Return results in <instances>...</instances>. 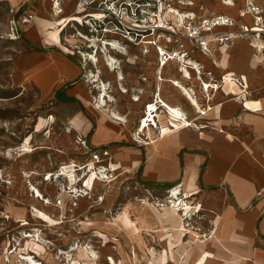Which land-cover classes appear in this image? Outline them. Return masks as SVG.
Instances as JSON below:
<instances>
[{
	"label": "rangeland",
	"instance_id": "obj_1",
	"mask_svg": "<svg viewBox=\"0 0 264 264\" xmlns=\"http://www.w3.org/2000/svg\"><path fill=\"white\" fill-rule=\"evenodd\" d=\"M47 1L51 11L48 18L53 23V28L48 30L46 39L50 31L56 32L63 51L77 56L87 69L80 78L87 93V98L81 96L86 106L89 107V103L99 97V91L94 86L96 84L89 82L87 76L91 74L98 76L101 70L100 79L109 85L111 89L109 93L115 100L110 104L111 109L126 117L129 123L118 138L92 148L87 139L73 132L67 119H58L59 108L54 107L51 101L41 102L40 93L35 86L32 83L25 84V79L34 78L43 82V77L36 68L28 70L30 72L26 76L18 69L17 59L26 51L23 48L25 43L24 40L14 41L8 37L11 14L8 8L2 9L0 13V264H32L24 259L27 256L32 257L38 264H165L171 256L170 260L173 264H177V260H186L192 253H201L195 264H202L209 253L202 252L204 241L199 238L193 223L203 222L201 214L204 211L203 207L191 203V197L186 198L193 207L191 220L187 223L186 231L181 233L173 231L174 222L169 221L162 214L171 210L169 206L172 204L168 192L178 184L160 187L144 186L138 179L133 178L125 167H122L116 159V154L120 152V146L126 145L142 149L146 155L147 148L153 145L148 135H140L141 139H137L139 124L140 122L142 124L146 113L145 106L156 98L153 96L156 95L158 78L161 75L164 79L170 77L180 79L181 76L178 65L173 63H170L160 74L154 56L157 46L152 45L153 41L164 50L186 55L188 60L199 65L201 72L191 71L195 84L186 83L197 93L202 107L207 108L209 105L214 108L220 103L225 106L222 113L217 115H207L208 113L201 115L200 111L197 112L198 120L194 122V127L197 126L202 131L203 138L205 135L211 136L212 131L221 134L224 133L222 129H227L230 133L229 140L238 144L237 149L242 147L238 157L251 158L250 153L256 151L260 154V148H254L250 143V137L256 133L253 123L249 122L251 111L248 112L244 106L245 102L236 95L235 85L229 87V92L225 90L226 74L237 73L244 77L246 72L245 70L242 73L226 64L235 63L239 58V51L233 47L225 58L212 43L210 53H203L195 41L189 39L188 32L184 28L190 22L185 17H194L190 14L196 16L192 21L193 24H199L201 20L219 14L235 16L242 10L243 0L236 4L229 1L233 5H228L229 2L226 4L223 0H156L152 5V11H155L156 23L162 24L163 28L155 36L137 33L139 29L130 24L116 29L104 17L103 32L98 28L102 24L100 22H94L93 26L96 30L92 29L91 32L85 25L83 17L76 13L78 0L65 2L60 0L58 8H54L52 0ZM69 7L71 8L68 9ZM72 8L75 9L72 10L73 12L70 11ZM59 10L61 12L57 13ZM171 10L174 11L172 15ZM182 14L184 15L181 16ZM181 18L185 20L183 26L178 24ZM236 19L242 20L240 15ZM248 19L251 21L250 18ZM239 25L243 26L242 23ZM129 28L135 31H128ZM234 31H239V27ZM78 32L87 35L88 38L83 39ZM218 32L219 35H223L221 29ZM240 38L244 48L246 45L251 48V64H255L254 67L252 65L253 81L260 82L259 77L256 76H264V57L258 59L255 56L260 54L252 50L254 37ZM115 42L122 47L121 50L118 48V51H123L125 54L113 49L111 43ZM216 43L223 46L230 41ZM106 51L119 61L121 72L125 77L122 85L117 81V73L109 70L105 65ZM237 64L238 61L235 65ZM59 69L53 70L56 75L61 73L62 69ZM202 82L211 85L209 92H206V88L205 92H202L200 86L198 87L197 83ZM233 83L236 81L234 80ZM123 87L128 90L126 94L121 92ZM162 90L172 104L187 105L181 100V96L172 92L170 86L164 85ZM232 90H235V93ZM136 95L141 98L139 101L141 107L132 105L131 99ZM252 98L264 102V85L254 88ZM63 102L70 103L68 98ZM92 111L96 116L97 113L93 109ZM252 113L256 114V112ZM160 115L165 118L163 111ZM255 116H262V113L257 112ZM202 117L205 118L201 119ZM96 118L99 121L98 115ZM39 126H41L40 133L37 132ZM126 132L131 136V139L127 137L128 141L123 137ZM157 133L160 131L157 130ZM146 142L150 143L147 145ZM159 143L154 144L152 148L156 149ZM24 146L30 148L24 151ZM209 146L212 148L213 143H209ZM185 151L195 157L203 154L205 162L203 167L211 158L210 154L198 148L185 149ZM96 156L98 158H95ZM91 175L96 180L88 191L86 184ZM105 177H110L112 180L106 183L107 190H103V184L100 183V179ZM26 187L32 191L36 187L41 196L38 198L35 190L34 199L31 196L32 192L31 194L25 192ZM215 188L229 189V186L224 183ZM259 198L260 195L254 198L252 206ZM58 207H61V212L58 211ZM186 234L193 236L194 242L186 240L183 244Z\"/></svg>",
	"mask_w": 264,
	"mask_h": 264
},
{
	"label": "crops",
	"instance_id": "obj_2",
	"mask_svg": "<svg viewBox=\"0 0 264 264\" xmlns=\"http://www.w3.org/2000/svg\"><path fill=\"white\" fill-rule=\"evenodd\" d=\"M231 1L235 4L240 2V0ZM258 3L264 7V0H259ZM244 4L245 0L241 8ZM48 5L47 0H0V13L3 8H8V10L27 11L36 15L35 20L25 27L20 39L24 40L23 48L26 51L18 57L17 67L25 76L30 72L28 70L38 69L43 82L29 78L25 79V84L32 83L35 86L40 93L41 102L51 101L54 107L59 108L58 119H67L73 132L87 139L92 148L102 146L118 138V135L122 133H115L103 122L98 121L92 109L82 100L81 96L86 97L87 93L80 78L87 69L81 60L63 51L56 32L50 31L48 40L46 39L48 30L53 28V23L48 18L51 12ZM72 10L73 8L70 11ZM236 14L237 18L239 11ZM248 20L244 18L239 22L251 28L252 21ZM235 41H241V38L232 39L229 50L235 47L237 51L240 44L238 42L236 44ZM253 42L252 50L260 54L255 56L258 59L264 57V37H254ZM59 68L62 71L56 75L54 71ZM252 68L249 65V68L245 69L244 77L237 73L226 74L232 75L233 78H240L247 86L248 94H244L237 83L233 84L236 95L245 102L244 106L247 101L255 100L252 98L254 88L264 85V76H256L259 77L260 82L253 81ZM66 98L70 103L63 102ZM224 107L220 103L207 115L222 113ZM260 107L256 114L260 112L262 116H255L256 114L248 111L251 113L249 122L253 123L256 129V133L250 137V143L254 148H260V154L250 153L251 158L238 157L242 147L237 149L238 144L229 140L230 134L227 129H222L224 133L221 134L212 131L213 134L205 135L198 145L184 142L181 135H169L170 137L162 140L156 149L152 148L153 145L148 147L146 155L142 149L126 145L120 146V152L116 154V159L122 167H125L131 176L138 179L144 186H173L187 179L184 186L185 196L191 197V203L200 204L204 208L201 213L203 222L193 223L195 231L204 241L202 252L209 253L202 264H264V102L260 103ZM123 137L126 141H128L127 137L131 139L127 132ZM209 143H213L212 148ZM191 148H198L211 155L205 167H203L205 163L203 154L195 157L185 151ZM224 183L229 186V189L215 188ZM257 195H260V198L252 206ZM221 217L222 222H218ZM228 217L230 220L227 219ZM227 224H229L228 227H226ZM186 240L194 242V237L186 234L183 244ZM200 256L201 253H192L186 260L176 262L177 264H195ZM170 259L171 256L166 264H173Z\"/></svg>",
	"mask_w": 264,
	"mask_h": 264
},
{
	"label": "bare ground",
	"instance_id": "obj_3",
	"mask_svg": "<svg viewBox=\"0 0 264 264\" xmlns=\"http://www.w3.org/2000/svg\"><path fill=\"white\" fill-rule=\"evenodd\" d=\"M228 5H233V3L229 2ZM70 8L71 7H69V9ZM73 10H75V9H73ZM172 12H174V11H172ZM184 14H182L181 16H183ZM190 15L192 17V14H190ZM184 21H183V19L179 20V22H178L179 26H183L182 23H184ZM221 29L223 31L226 30L225 28H221ZM226 32H228V31H226ZM235 37H238V36L233 34L232 39H234ZM210 40L214 44L213 47L215 46L216 48H218L220 53L225 58H227L228 55H229V48L231 47L230 44L227 43L224 46H219L217 43H215L217 41V39L215 37H211ZM237 42H238V44H240V46L237 48V50L239 51V54H238L239 58L237 60L236 59H234V60H236L235 63H237V61H238V64L235 65V63H232V62L226 63V64L228 65V67L237 68V70H240L242 73H244L245 69L247 70V68H249V65H250V67H252V65H253V64L250 63L251 62V54H252L251 53V48H250L249 45H246L245 48H247V49H245L243 47L244 45L242 46L243 48H241V42H243V41H235L236 44H237ZM91 43H93V41ZM95 45H96V43H95ZM109 45H110V43H109ZM111 46L113 47V49H115V51L121 52L122 54H125V52H123V51H118V48H119V50L122 49V47H120L118 45V43H117V45H116V42L115 43H111ZM105 50H108V49H105ZM154 56H155V58L157 60L158 70L160 71V74H162L164 72V70H166L168 68L170 63H173V64H177L178 65L177 67L179 68L178 70L180 71V73H181L180 75L181 76H180V79H175L173 77L164 79L162 77V75L160 76V78H158L157 91H156V93L158 92V97H156V100L153 99V101L151 103L147 104V105H149L148 108H147V105L145 106L146 113H145V115L143 117L145 119L142 120V124L140 122L137 132H139V135H142V136L143 135H146V136L148 135V137H149V139H151V141H152L151 143L153 145L158 143V142H161L162 140H165L169 135H181L182 140L184 142H189L190 144L198 145L202 141L203 133H202V131L199 130V128H197L196 125H195L196 127H194V122L198 120L196 118L197 112L198 111H202L203 107L201 105V101L199 100V97L197 96V93L186 82H189V83L192 82L193 84H195L196 81H194V78H193V75L191 74V71H197V70L200 71L199 65L197 63L193 62L192 60H188L186 58V55L182 56L181 54H178V53L174 54V53H171V52H169L167 50H164L163 48H161L160 51L155 49ZM161 56H162V58H161ZM84 57H85V55H84ZM87 57H88V55H87ZM104 57H105L104 59H105L106 67L109 70L117 73V75H116L117 76V81H119V83L122 85V83L125 80V77H124L123 73L121 72V68L119 66V61L116 58H114L113 56L109 55V53H107V51H106ZM159 58H161V61H159ZM233 58H235V57L233 56ZM93 65H95V64H93ZM107 68L105 69V71H107ZM252 69L254 70V68H252ZM31 70H35V69H31ZM249 70L250 69H248V72H249ZM98 74H99L98 76H97V74L96 75L95 74L94 75L91 74V75L87 76L88 77V81L93 83V84H96L94 86H95V88L98 89L97 91H99V97L96 98L95 101H92L91 103H89L90 104L89 107L91 109H93L97 113L100 122H103L104 125L110 127L111 130H113L115 133H123V129L125 127H128L129 120H127V118L123 117L121 114L117 113V111H114V110L111 109V105L110 104H113L114 101H115L112 98V96L110 95V93H109V90H111V89L109 88V85H107L103 81H101V79H100L101 70H99ZM249 74H250V72H249ZM231 76L232 75H229V76L225 75V77H226L225 90L227 92H229V87L233 86V84H234L233 81L235 79H233V77H231ZM199 80H200V78H199ZM248 80H249V78H248ZM197 84H198V87L200 86V89H201L202 92H205V90H204L205 88H206V92H209V89H210L211 85H209L206 82L197 83ZM164 85L165 86H170L172 92H175L176 94L181 96V98H182L181 100H184V102H186L187 105H185V104H172L169 101V99H167L165 97V95L163 94L162 87H164ZM121 92L126 94L128 92V90L124 89V87H123L121 89ZM155 96H157V95L154 94L153 97H155ZM207 96H209V95H207ZM140 100H141V98L136 95L134 98L131 99V101L133 102L132 105L133 106H135V105L139 106L140 105V107H141V103H139ZM177 100H179V99H177ZM260 103L261 102L258 101V100H250V101H247V104H246L245 107L247 108L248 111L256 112L257 110H259ZM161 110L165 114V118H163L160 115V113L162 112ZM157 130L160 131V133H157ZM218 130L219 129H217V131ZM37 132L38 133L41 132V126L38 127ZM137 134L135 135L136 137H137ZM27 141L29 142L30 140L28 139ZM178 144H179V142H178ZM28 148H30V147L24 146V151H26ZM95 180H94L93 176L91 175L90 178L87 181L86 190L89 191V188H92L94 186ZM110 181H112V180H110V177H108V178L105 177V179L104 178L100 179V183L103 184V190H107L106 188H107L108 185H106V183H109ZM92 183H93V185H92ZM186 183H187V179H185L182 183H180V184L176 185L175 187H173L168 192L170 203L172 204V206H169L171 208V210L169 212L165 213V214H162L166 219H168L171 222H174V227H173L174 230L173 231L178 232V233L186 231L187 223L189 222V220H191V217H192L191 211H192L193 207L189 205L188 201H186V198H188V197H184V186L186 185ZM24 189H25V192L27 194L28 193L31 194V192H32L31 196L34 199L36 198V196H35L36 192H37L38 198L41 196L40 191L36 187H35L34 191H32V189H29L27 187L24 188ZM35 190H36V192H35ZM57 209H58L59 212H61V207H58ZM154 212H155V210H154ZM159 219H161V218H159ZM227 219L230 220L229 217ZM220 221L222 222V217L219 219L218 222H220ZM227 222L229 223L230 221H227ZM224 224H225V221H224ZM237 225H239V224H237ZM228 226H229V224L226 225V227H228ZM230 229H232L231 226H230ZM222 231H225V230H222ZM191 233L196 235V236H198L196 233H194L192 231H191ZM221 235H223V233ZM24 259L27 262L28 261H30V263L32 262V264H38L30 256H27Z\"/></svg>",
	"mask_w": 264,
	"mask_h": 264
},
{
	"label": "built area",
	"instance_id": "obj_4",
	"mask_svg": "<svg viewBox=\"0 0 264 264\" xmlns=\"http://www.w3.org/2000/svg\"><path fill=\"white\" fill-rule=\"evenodd\" d=\"M52 1L54 3V8H58L60 0ZM62 1L65 2L66 0ZM155 1L156 0H78L76 4V13L83 17L85 25L90 28L91 32L92 29L96 28L93 26L94 22L102 23L98 26V28L103 32L104 17V19H108L112 26L116 29L126 26L125 24H130L136 29H139L137 33L155 36L156 33L163 28L162 24L156 23V14L155 11H152V5H154L153 3H155ZM229 1L231 0H223L226 4H228ZM258 1L259 0H245L244 7L239 12L241 19H251V28L239 25L240 22L229 14L211 16L201 20L199 24L192 23L196 17L195 14H192L194 15L193 18H190L189 16L185 17V19L187 21L190 20V22L184 28H186V31L188 32L189 39L195 41L198 48L203 53H210V46L212 43L210 40L211 37H215L217 39L216 42L220 43L232 41L233 34L238 37H264V7L261 6ZM129 8L132 11L129 10ZM9 12L11 17L9 21L10 32L8 33V37L14 41L19 40L24 34L25 27L35 20L36 15L21 10H9ZM59 12H61V10L57 13ZM170 13L172 15V10ZM80 25L82 26V23ZM237 27H239V31H234ZM221 28H225L226 30L223 31ZM220 29L223 31V35H219L218 31ZM128 31L135 30L129 28ZM236 32H239L237 33L238 35ZM131 33L133 35V32ZM78 35H80L83 39L88 38L87 35L81 32H78ZM152 45L157 46L156 48L158 51L162 48L157 45L155 41L152 42ZM235 81L239 87L242 88L243 93L248 94L247 86L244 82L240 80V78H235ZM156 95L157 96L155 97H158V92ZM148 107L149 105H147V108ZM211 110H213V107L208 105L207 108L203 107L200 114L206 115ZM137 139H141L139 134ZM150 142H152L151 139ZM149 143L146 142L145 144L148 145ZM95 158L98 157L96 156Z\"/></svg>",
	"mask_w": 264,
	"mask_h": 264
}]
</instances>
